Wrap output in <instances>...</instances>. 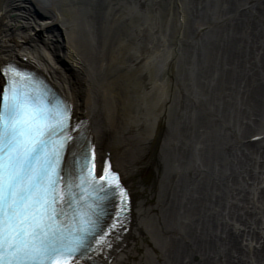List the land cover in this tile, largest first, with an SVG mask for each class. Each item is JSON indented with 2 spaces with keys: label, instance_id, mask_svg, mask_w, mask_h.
<instances>
[{
  "label": "bare ground",
  "instance_id": "bare-ground-1",
  "mask_svg": "<svg viewBox=\"0 0 264 264\" xmlns=\"http://www.w3.org/2000/svg\"><path fill=\"white\" fill-rule=\"evenodd\" d=\"M133 1L135 4L140 0ZM151 1L147 12L134 16L132 0H108L103 20L98 14L100 8L90 7L84 17L88 40L78 33L74 23L70 25L69 20L80 5L75 0H0V62L12 55L50 71L73 95L77 108L93 116L100 144L111 142L113 159L133 187L136 199L131 239L112 264H124L143 234L150 236L152 243L144 237L146 248L137 258L138 264H261L264 139L246 143L243 139L258 129L256 117L264 112V31L246 21L243 13L229 17L231 23L226 32L205 45L208 57L204 70L196 56V43L180 45L179 41L176 47V28L171 41L161 38L163 31L159 28L173 13L169 7L173 0ZM180 1L186 12V34L201 38V33L214 24L211 12L205 9L203 0ZM239 1L221 0L214 17L235 11L233 7ZM86 2L97 4V0ZM248 2L251 1L243 0ZM251 9L257 13L260 26L264 8L259 10L256 5ZM126 15L133 16L123 23ZM199 17L204 20L198 21ZM58 25L64 35L61 41L55 32ZM101 26L108 32L106 36L101 37ZM121 26L133 34L121 32ZM108 36L112 41H107ZM134 36L140 38L137 44L132 42ZM239 54L248 59L240 60ZM178 57L185 58L180 74L192 70L197 63L199 72H210L205 74L206 82L200 80L204 93L213 87L208 81H212V72L218 65L230 76L238 72L234 87H228L218 99L182 94L184 80L175 77ZM245 70L253 77L244 76ZM146 78L159 92L153 112V97L142 94L147 89L143 82ZM176 89L180 94L172 93ZM177 96L185 100V104L179 101V108L186 109L178 115L172 105ZM194 105H209L203 111H214V120L202 114L193 126L187 113ZM166 117H171L169 123L176 122L177 129L172 127L170 136L165 138L161 125ZM209 119L211 124L207 123ZM144 127L162 143L160 156L166 166L163 175L151 184L156 189L158 186L154 205L147 204L145 186L135 180ZM222 148L223 154L218 155ZM205 175L212 176L207 196L203 192ZM185 185L187 191L183 190ZM221 191L227 192L229 205L222 204L225 197Z\"/></svg>",
  "mask_w": 264,
  "mask_h": 264
},
{
  "label": "snow or ice",
  "instance_id": "snow-or-ice-1",
  "mask_svg": "<svg viewBox=\"0 0 264 264\" xmlns=\"http://www.w3.org/2000/svg\"><path fill=\"white\" fill-rule=\"evenodd\" d=\"M5 75L11 79L8 90H0V264H53L57 257L80 250L93 225L88 201L78 202L75 190L82 196L85 186L96 185L80 175L87 168V153L80 172L62 178L59 152L42 151L67 129L69 106L25 91L19 83L23 77L11 66ZM55 143L62 148V140ZM40 184L41 199L29 203ZM41 203L43 208L33 213ZM65 208L73 216H67ZM61 217L72 227L60 223Z\"/></svg>",
  "mask_w": 264,
  "mask_h": 264
},
{
  "label": "rangeland",
  "instance_id": "rangeland-1",
  "mask_svg": "<svg viewBox=\"0 0 264 264\" xmlns=\"http://www.w3.org/2000/svg\"><path fill=\"white\" fill-rule=\"evenodd\" d=\"M76 2H78V4L80 3L79 7H77L75 9V14L73 16V18H71L69 21L71 22V26L73 25L74 23V27L77 28L79 31L78 33L81 34L83 36L84 39H87V35L86 33L84 32V28H85V23H84V17H85V14L87 12V10L90 9V7L92 8H100V11L98 12V14H100V18L101 20H103V18L107 15V10L104 9L106 3L108 0H97V4H94V3H91V2H86V0H75ZM133 1V0H132ZM147 3H152L151 0H149V2L147 1ZM144 5H142L141 7L142 8H146L144 11L143 9L141 10L140 8H137V6L132 3L130 5V7H132L134 9V13L133 14L134 16H141L142 14L140 13H143V12H147L148 11V8H149V5L148 7L146 6L145 3H143ZM221 4V0H203V5L205 7V9H207L209 12H211V15L213 17V20H216L217 17L215 18L214 16L216 15L218 8ZM152 7V6H151ZM132 15V16H133ZM132 16L129 17V15H126L124 17V21L123 23L125 22H128L129 19L131 18L132 19ZM146 18V17H144ZM63 19V18H62ZM204 19L202 17H199V20L198 21H203ZM222 23L218 24V23H215L213 24V26L209 29H205V32H202L200 35V42H199V48L196 50L197 51V55L196 56H199V61H201V66H205L207 65V52H206V47L205 45L208 43L209 40H212L216 37H218V34H221L222 33V30L226 31L227 28H229L227 26V19L225 17H223V20L220 21ZM227 23V24H226ZM69 24V22L67 23ZM66 26H64L65 28ZM136 27V26H135ZM224 27V28H223ZM103 26H101L99 28L100 31L103 30ZM174 28H175V24L173 25V22H172V19H171V15H170V18L168 19L165 18V20L162 21V24L160 26V31L162 32V36L161 38H163L164 36L171 41V34H173V31H174ZM119 31V30H118ZM56 34L59 35V38H60V41L62 40L63 38V30H62V26L58 25L57 26V29L55 30ZM121 32H125V33H129V34H133L131 33V31L128 32V29L124 26H121ZM227 33H230L231 34V29H228ZM108 34V32H106V30L104 29L102 31V36H106ZM139 36V35H138ZM100 37V38H101ZM135 38L132 40L133 43L137 44L139 41L137 36H134ZM192 35H189V36H185V38H191L192 39ZM142 38V36H141ZM195 38V37H194ZM90 39V36L88 37V40ZM112 38L110 36H108L107 38V41L110 42L112 41L111 40ZM88 44H89V41H87ZM134 45V44H133ZM206 56V57H205ZM209 63V62H208ZM139 66V70L142 69V64H138ZM137 66V67H138ZM176 68H177V76H179L180 78H182L185 82H184V92L188 93L189 91H192L194 90L193 94H196V96H200V97H203L206 95L208 96L209 94V97H213L215 94H217V88H216V85H217V81H216V78H217V75H218V70H216L214 72V83L212 81H208L211 82V84H213V88L212 89H208V91L206 90V92L204 93V87H202L201 83H200V80L205 81V74L206 73H196L195 71L193 73H189V75L187 74L188 76V79H186V73H182L180 75H178L179 73V70H180V62L177 63L176 65ZM138 70V71H139ZM210 72L208 71L206 76L209 75ZM139 75H142L141 74V71H139ZM143 82L146 84V91L142 92V94H147V98H150V97H153L152 100H151V111L153 112V110L155 109V105L157 104V96H158V93L155 88L153 87V85H149L148 84V80L147 78L146 79H143ZM156 94V95H155ZM173 94H176L178 95V92L177 90H175V92H173ZM232 94V93H231ZM145 96V97H146ZM155 96V97H154ZM178 102H179V96H177V98H173L172 99V105L176 106V108L178 107ZM208 105H194V107L190 108V110L188 111L187 114L190 115V118L192 120V123L194 125L197 124V117L198 116H201V110L203 107H207ZM176 112V113H175ZM181 113V110H174V114H179ZM177 117L174 116V121ZM171 119V117H170ZM170 119L168 120V117H166L164 123H163V134H162V137L165 136L166 138V135L167 136H170V129L171 131L173 130L172 127H175L177 129V124L176 122H170ZM174 128V129H175ZM147 127H144V136L141 137V157L140 159H138V163L137 165H139V171L137 173H135V180H138L139 182L143 181L142 184L145 186V198H146V202L148 205H154L157 203V194H158V186H157V189L156 187H153L151 191H149V186H150V183H152L154 181V179H158L159 177H161L163 175V172L166 168L165 166V162L163 160V157L160 156V153H161V150L163 148V146H161L162 143H157L155 144V140L153 139L154 137L152 135H149L148 132H147ZM173 134H176L175 131H173ZM172 134V135H173ZM133 134H132V138H133ZM156 147H155V146ZM160 147V148H159ZM120 148H123L120 147ZM147 166V168H149V171L148 173L144 176H142V178H145V181L143 179H141L140 177V170L142 167H145ZM150 182V183H149ZM144 234L141 235L140 237L137 238L133 248H132V252L129 254L128 256V259L126 260V262H124V264H138L137 262V258H139L140 254L144 251V249L146 248V245L144 244ZM146 238V237H145ZM148 241L151 242V238L150 236H147L146 238ZM152 243V242H151Z\"/></svg>",
  "mask_w": 264,
  "mask_h": 264
}]
</instances>
